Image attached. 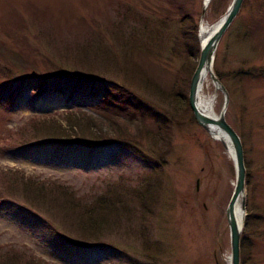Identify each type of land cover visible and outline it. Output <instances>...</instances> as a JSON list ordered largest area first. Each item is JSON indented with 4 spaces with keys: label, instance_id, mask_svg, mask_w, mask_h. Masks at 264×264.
<instances>
[{
    "label": "rangeland",
    "instance_id": "obj_1",
    "mask_svg": "<svg viewBox=\"0 0 264 264\" xmlns=\"http://www.w3.org/2000/svg\"><path fill=\"white\" fill-rule=\"evenodd\" d=\"M232 2L0 0L2 54L40 59L0 57V174L16 175L0 178V248L15 264H231L236 167L189 94L202 31ZM212 71L245 151L241 264H264V0H244ZM200 93L220 116L211 74ZM101 194L119 202L100 228L72 201Z\"/></svg>",
    "mask_w": 264,
    "mask_h": 264
},
{
    "label": "water",
    "instance_id": "obj_2",
    "mask_svg": "<svg viewBox=\"0 0 264 264\" xmlns=\"http://www.w3.org/2000/svg\"><path fill=\"white\" fill-rule=\"evenodd\" d=\"M209 2V0H208ZM205 3V9L207 8V3ZM244 0H233L228 13L221 21L220 27L216 30V32L209 38V40L201 45V53H200V60L198 66L194 72V75L191 80L190 85V94H189V103L193 110L194 116L196 121L206 129L210 134V126H217L222 131L226 133L228 136L234 151V163L236 167L237 173V182L235 185V189L230 200L228 210H227V217L228 223L230 227V235H231V250H232V258L231 264H241V235L244 228L238 224L236 219L235 210L238 201L241 199V210L245 212L246 210V166H245V151L242 140L239 134L235 131V129L228 123L226 119V110L229 103V97L227 94L226 88L221 83V80L215 75L213 71H211V77L218 85V89L222 91L225 96V105L223 111L221 112L218 118H211L204 114L198 108V99L199 93L201 91V84H202V73L203 71L209 66L214 63L215 60V53L217 51L219 42L226 32V30L230 27L234 19L239 14ZM205 13V12H204ZM203 13V14H204ZM204 16V15H203ZM212 135V134H211ZM213 137V135H212ZM213 139L217 140L213 137ZM225 145V143L223 142Z\"/></svg>",
    "mask_w": 264,
    "mask_h": 264
},
{
    "label": "trees",
    "instance_id": "obj_3",
    "mask_svg": "<svg viewBox=\"0 0 264 264\" xmlns=\"http://www.w3.org/2000/svg\"><path fill=\"white\" fill-rule=\"evenodd\" d=\"M0 57H4V60L7 63L15 65L16 67H18L19 69H21L23 71H29V70L36 71V69H38L37 63H39L38 61H40V59H36V60H32L34 63L33 62L28 63L29 61L27 60V57L22 56L21 54L3 55L2 51H0ZM54 64H56V63H54ZM43 65L44 66H49L50 64L45 61V62H43ZM32 82H33V84H37L36 80H33ZM117 118H119V117H111L110 119H108V120H110V125L111 126L115 127L116 123L122 122L124 124H127V125L131 126V127L128 126V128H130L131 130H134V127H132V126H136L137 127V131H139V132H142L140 129L145 127L143 124H138V123H135L134 121H132L133 120L132 118L131 119H127V120H123V121H120V122H118ZM87 119L88 120L91 119L92 121L98 123V121H96L97 119H94V120L92 118H87ZM38 121L33 120L32 124L37 123ZM40 125L41 124H39L38 126H40ZM141 126H143V127H141ZM35 127H36V125H34L33 128H35ZM30 128H32V126ZM24 132H25V130L22 131V134ZM32 135L33 136L29 135V136H31L30 141L37 140V138H38V137L36 138L37 135H35V136H34V134H32ZM30 141H27V142H30ZM8 175L13 176V177L16 176L15 174H13V175L10 174V172H1L0 178H6ZM64 190L67 191L66 189H64ZM3 191H4V189H3ZM68 193L69 192L67 191L65 193V195L66 196L69 195V196H71L73 198H74L73 194L76 195V193H74V192H73V194H70V193L68 194ZM62 194H64V193L62 192ZM7 195H9V194H7ZM9 196H11V195H9ZM118 199L119 198H115L114 199V198H112V196H108L107 197V194H103V195L101 194V195H98L97 197H95V200H94L93 204L91 206H89L86 203V201H85L86 199L85 198H82V197H78L77 198V197H75V199H74L75 201H72V205L74 207L78 208L79 210L85 211L86 223L91 224V225H93V223H96V226L100 225V228H101V222L102 221L103 222L106 221V220L102 219V216H104L105 219H106V215H104V213L108 212V213H112V214L115 213L116 214V210H117V206H118V202H119ZM60 233L67 238V234H65L63 231H61ZM0 254H1L0 255V263L4 262V263H10V264L14 263L15 264L16 262H20L21 263L22 259H24L21 255H19L18 252L15 253L14 250L11 249V248H10L9 251H6V252H3L1 250V248H0ZM4 256H6V258ZM2 258H4V259H2ZM29 264H41V263L40 262H35V263H29Z\"/></svg>",
    "mask_w": 264,
    "mask_h": 264
},
{
    "label": "bare ground",
    "instance_id": "obj_4",
    "mask_svg": "<svg viewBox=\"0 0 264 264\" xmlns=\"http://www.w3.org/2000/svg\"><path fill=\"white\" fill-rule=\"evenodd\" d=\"M208 2V0H206ZM221 22H219L214 30L212 32L206 33V30L203 29L202 31V43L205 44L209 38L216 32V30L220 27ZM213 70V64L209 65L202 73V84H201V90L203 89L205 81L208 80L211 71ZM218 87V85H216ZM201 92V91H200ZM198 108L207 116L211 118H218V116L214 112V100L213 99H207L202 98L201 93H199V99H198ZM210 132L213 135L214 138H216L218 141H222L225 143L226 147L228 148L230 154L232 157H234V151L232 144L226 135L224 131H222L217 126H210ZM236 219L238 221V224L240 226L244 225L246 213L241 210V199L238 201V204L236 205L235 210Z\"/></svg>",
    "mask_w": 264,
    "mask_h": 264
}]
</instances>
